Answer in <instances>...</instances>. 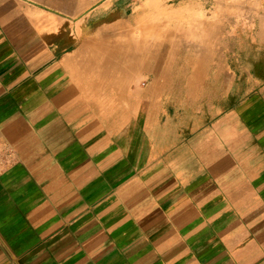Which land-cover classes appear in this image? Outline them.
<instances>
[{"label": "crops", "instance_id": "crops-1", "mask_svg": "<svg viewBox=\"0 0 264 264\" xmlns=\"http://www.w3.org/2000/svg\"><path fill=\"white\" fill-rule=\"evenodd\" d=\"M93 1L0 0V140L11 158L0 166V264H264V89L246 109L195 107L229 31L250 36L237 49L264 65V9L237 1L232 27L231 0H220L217 32L197 24L216 0H172L175 38L156 30L157 62L140 67L153 86L132 91L117 74L129 46L69 40ZM123 3L116 12L135 5ZM197 49L209 55L175 64L199 69L165 80L164 51Z\"/></svg>", "mask_w": 264, "mask_h": 264}, {"label": "rangeland", "instance_id": "rangeland-1", "mask_svg": "<svg viewBox=\"0 0 264 264\" xmlns=\"http://www.w3.org/2000/svg\"><path fill=\"white\" fill-rule=\"evenodd\" d=\"M237 1H239L240 5L244 7L243 9H246L243 0H231L228 3L226 14H228L229 25L232 27L237 20L235 16ZM134 2V6L128 5L125 8L126 12L123 9L117 10L116 12L117 8L124 6L123 0H97L93 2H85L84 11L81 12L82 17L74 19V23L72 24L74 27H77L78 30L83 29L84 33L69 35V40L73 38L74 40L76 39L79 41L83 38L93 37L92 39L97 41L104 37L108 38L110 36H116L115 44L117 47L129 46L128 51H121L125 56L124 60L128 62L126 69H124L122 65L121 68L117 67V74H127L133 79L130 80L128 77V80L131 82L129 81L127 84L121 83V89L147 91L151 90V86H153L152 81L155 77L152 74L143 73L140 67L142 65L154 64V61H156V54L158 51L151 46L156 42L157 29L164 30L165 41L172 42L174 40L175 37L173 32L177 27V19L172 17V0H165V2H162V0H134ZM251 10L254 11L253 8ZM220 13V0H216V7L215 10L212 11V14L207 13L206 16H204L203 13H200L199 17H197V24L219 32L218 29L224 22ZM244 21H248V19H244ZM111 22L115 24V28L111 32H108L107 27ZM249 22L251 21L249 20ZM212 35L213 40H217L220 37L218 33H213ZM224 37H227L226 42L229 49L227 51H222L221 53L218 50L210 52L215 63L212 62L210 71L204 78V92H206V98L197 100L195 106L196 108L212 107V113H215L220 106L225 111H234V109L241 107V105H244V108L246 109L248 103L257 99V96H262L261 93H263V91L261 92V90L264 89V65L251 66L248 63L251 62V55L253 54L252 50L248 48L244 51L237 49V39L239 38L241 40L244 38L243 42H246L250 39V36L243 35L242 38V36H238L236 33H230L229 31V34ZM139 39H141L142 44L136 45V42ZM196 41L199 42L200 40L196 38ZM135 47L139 49L134 50ZM95 53L100 54L97 50ZM179 53L194 54L195 58L200 60L204 58L206 54L209 55V51L199 49L183 52L174 50L164 51V57L168 59V61L167 59L165 60L164 65L166 68L165 80L169 82L176 80L179 75L184 73L191 74L194 73V69H199L198 67L180 68V66H177L178 64L176 65L175 62L179 59ZM260 53L264 54L262 51H260ZM102 54H104L105 57H99L100 67L96 69L97 73L99 71L101 79L107 72V67L104 65L106 62L104 60L107 56L104 52H102ZM220 54L223 56L222 58H224L222 61L225 65L224 69L228 72V80L227 83L224 84L222 83V77H215V73L219 70L215 65L216 62L219 61L218 56ZM180 70L183 71V73ZM172 84L173 83H169V86ZM105 85L106 83L104 81L99 84L101 94L106 89ZM224 85H227L226 96L224 95ZM221 93H223V95H221ZM220 96L223 97L220 98ZM259 99V102L262 101L261 98ZM168 102L166 108L172 118L175 108L173 107V103H171L172 100H168Z\"/></svg>", "mask_w": 264, "mask_h": 264}, {"label": "built area", "instance_id": "built-area-1", "mask_svg": "<svg viewBox=\"0 0 264 264\" xmlns=\"http://www.w3.org/2000/svg\"><path fill=\"white\" fill-rule=\"evenodd\" d=\"M247 2H252L261 9H264V0H246ZM2 142L0 140V166H7L11 164L10 152L7 148L2 147Z\"/></svg>", "mask_w": 264, "mask_h": 264}, {"label": "bare ground", "instance_id": "bare-ground-1", "mask_svg": "<svg viewBox=\"0 0 264 264\" xmlns=\"http://www.w3.org/2000/svg\"><path fill=\"white\" fill-rule=\"evenodd\" d=\"M147 36H148V35H147ZM141 42H142L141 39L137 40L136 45L142 44ZM140 69H141V68H140ZM137 73H138V72H137Z\"/></svg>", "mask_w": 264, "mask_h": 264}]
</instances>
